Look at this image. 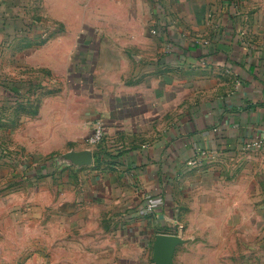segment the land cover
Returning <instances> with one entry per match:
<instances>
[{
    "label": "rangeland",
    "instance_id": "rangeland-1",
    "mask_svg": "<svg viewBox=\"0 0 264 264\" xmlns=\"http://www.w3.org/2000/svg\"><path fill=\"white\" fill-rule=\"evenodd\" d=\"M14 1L5 46L15 51L7 54L0 95V264H155L160 234L185 240L175 264H264V160L257 152L212 175L220 204L209 206L206 221L202 198L195 206L194 197H183L171 220L148 213L142 236L136 229L127 236L120 209L88 198L89 178L64 159L86 147L106 97L143 80L155 47L166 43L163 28L209 41L191 25L217 30L223 7L247 30L260 19L264 27V0Z\"/></svg>",
    "mask_w": 264,
    "mask_h": 264
},
{
    "label": "crops",
    "instance_id": "crops-1",
    "mask_svg": "<svg viewBox=\"0 0 264 264\" xmlns=\"http://www.w3.org/2000/svg\"><path fill=\"white\" fill-rule=\"evenodd\" d=\"M222 2L231 5L232 0ZM15 5L14 0H0V95L7 54L12 57L15 51L5 46ZM220 14L217 30L191 25L194 33L210 38L208 45L196 44L181 29L163 28L166 43L155 47L143 80L107 96L94 112V126L101 121L105 137L97 147L89 146L93 126L86 147L75 150H91L92 165L69 164L89 178L88 198L124 213L127 236L134 233L131 229L145 234L150 212L171 220L168 215L183 197H194L195 206L202 198L206 221L209 206L214 210L220 204V189L210 184L212 175H221L219 166L239 160L245 151L264 160L263 19L247 30L230 7ZM257 140L263 142L261 149L248 147Z\"/></svg>",
    "mask_w": 264,
    "mask_h": 264
},
{
    "label": "water",
    "instance_id": "water-1",
    "mask_svg": "<svg viewBox=\"0 0 264 264\" xmlns=\"http://www.w3.org/2000/svg\"><path fill=\"white\" fill-rule=\"evenodd\" d=\"M65 161L77 167L90 166L93 163L91 150L72 151L64 156ZM185 244V240L175 235H157L153 245V259L155 264H175L174 255L176 249Z\"/></svg>",
    "mask_w": 264,
    "mask_h": 264
},
{
    "label": "built area",
    "instance_id": "built-area-1",
    "mask_svg": "<svg viewBox=\"0 0 264 264\" xmlns=\"http://www.w3.org/2000/svg\"><path fill=\"white\" fill-rule=\"evenodd\" d=\"M203 44L208 45V41H203ZM105 137V127L101 121H98L92 134L88 137L87 143L91 147H97L100 145ZM249 148L261 149L263 147V142L261 140L254 141L248 145ZM151 206L149 207V209Z\"/></svg>",
    "mask_w": 264,
    "mask_h": 264
},
{
    "label": "trees",
    "instance_id": "trees-1",
    "mask_svg": "<svg viewBox=\"0 0 264 264\" xmlns=\"http://www.w3.org/2000/svg\"><path fill=\"white\" fill-rule=\"evenodd\" d=\"M98 158H100V155L99 154H95ZM100 162V161H99Z\"/></svg>",
    "mask_w": 264,
    "mask_h": 264
}]
</instances>
